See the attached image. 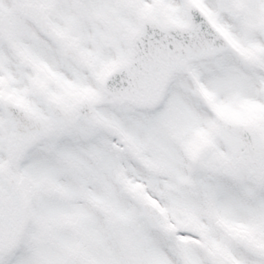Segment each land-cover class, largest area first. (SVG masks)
<instances>
[{"label":"snow or ice","instance_id":"1","mask_svg":"<svg viewBox=\"0 0 264 264\" xmlns=\"http://www.w3.org/2000/svg\"><path fill=\"white\" fill-rule=\"evenodd\" d=\"M0 264H264V0H0Z\"/></svg>","mask_w":264,"mask_h":264}]
</instances>
